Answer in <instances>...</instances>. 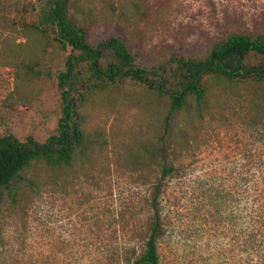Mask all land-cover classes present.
Listing matches in <instances>:
<instances>
[{
    "label": "rangeland",
    "instance_id": "374dc122",
    "mask_svg": "<svg viewBox=\"0 0 264 264\" xmlns=\"http://www.w3.org/2000/svg\"><path fill=\"white\" fill-rule=\"evenodd\" d=\"M50 7L0 0V136L43 141L56 128L68 49L39 24ZM66 11L88 41L118 36L148 67L264 33V0H69ZM167 109L165 96L128 81L89 94L71 162L31 161L12 198L0 189V264H129L154 194L159 264H264V83L209 79L168 130Z\"/></svg>",
    "mask_w": 264,
    "mask_h": 264
},
{
    "label": "trees",
    "instance_id": "16d2710c",
    "mask_svg": "<svg viewBox=\"0 0 264 264\" xmlns=\"http://www.w3.org/2000/svg\"><path fill=\"white\" fill-rule=\"evenodd\" d=\"M69 0H51V7L40 15L39 24L48 25L53 41L68 49L62 69L56 73L60 97V116L53 133L43 141L26 136L20 141L11 133L0 136V189L9 184L29 162L41 160L50 166L68 165L76 149L83 146V116L79 108L85 98L120 82L128 81L165 96L168 109L164 127H171L172 116L188 98L198 105L209 79H252L264 83V33H231L213 42L201 57L171 54L149 67L139 60L118 36L88 41L83 28L67 15ZM42 31L37 23L32 24ZM171 171L163 167L162 175ZM154 210L143 249L129 264H159L157 238L161 228L156 210V194L150 199ZM133 253V250H132Z\"/></svg>",
    "mask_w": 264,
    "mask_h": 264
}]
</instances>
